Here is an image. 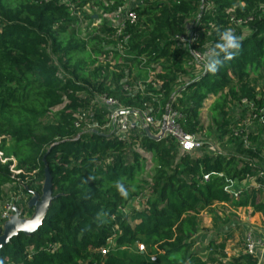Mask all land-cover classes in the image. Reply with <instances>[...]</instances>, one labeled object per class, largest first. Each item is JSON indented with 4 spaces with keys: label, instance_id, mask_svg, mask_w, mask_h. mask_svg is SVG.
<instances>
[{
    "label": "trees",
    "instance_id": "trees-1",
    "mask_svg": "<svg viewBox=\"0 0 264 264\" xmlns=\"http://www.w3.org/2000/svg\"><path fill=\"white\" fill-rule=\"evenodd\" d=\"M68 1L0 0V203L7 185L40 194L45 164L53 197L42 224L0 250V264H259L244 251L227 256L231 234L211 239L205 259L195 245L215 205L252 208L264 220V191L256 189L264 182V128L247 133L241 124L254 115L264 122V0ZM128 7L136 21L125 23L129 56L121 58L102 51L109 44L98 34L114 30L106 16ZM94 17L100 23L91 28ZM82 23H89L83 33ZM229 29L244 36L241 48L206 73L192 53L203 56ZM189 32L196 38L186 47L176 37ZM103 54L106 64L98 61ZM137 83L142 93L130 91ZM98 95L158 115L170 104L181 128L196 135L203 104L213 99L211 125L223 150L183 153L173 139L153 141L137 128L125 138L88 131L86 123L108 121ZM236 105H246L244 117L231 123ZM77 112L84 114L80 126ZM139 138L149 160L132 149ZM229 180L248 182L237 198L224 190ZM29 194L16 204L22 216L32 212L24 209ZM138 198L140 206L130 207Z\"/></svg>",
    "mask_w": 264,
    "mask_h": 264
},
{
    "label": "built area",
    "instance_id": "built-area-1",
    "mask_svg": "<svg viewBox=\"0 0 264 264\" xmlns=\"http://www.w3.org/2000/svg\"><path fill=\"white\" fill-rule=\"evenodd\" d=\"M51 0H40L42 3L50 2ZM62 3L69 4L68 0H62ZM129 8V7H128ZM120 9L117 13H114L112 15L106 16L108 19L110 26H113V31L109 32L108 34H98L99 38L104 40L105 44L107 45L105 49L102 51L107 52L109 54V51L117 53L121 58H127L128 55V49H129V43H130V34L126 33L125 30V23H134L136 21V15L133 11ZM74 14L80 18V12L75 11ZM117 15V17H115ZM121 18H118V17ZM96 20L90 24L91 28H96L97 25L100 23V21L97 19V17H94ZM79 22H81V19H79ZM89 26V23H82L81 24V33H83V30L85 27ZM92 33V32H91ZM94 35H97V32L94 33ZM81 37V34H80ZM196 35L192 32H189L187 36L184 37H176L178 42L186 47L190 46L191 43L195 40ZM193 57L195 58V61L197 64L203 63V56L197 53H192ZM105 56L106 54H103L98 57V61L100 63L106 64L105 62ZM139 62L141 66H145V60L143 58L139 59ZM115 63L113 61L108 62L109 68H113ZM157 70V69H156ZM155 70V71H156ZM154 72L151 70V68H148V79L146 80L147 83H150V81L154 77ZM159 82L154 83V86H159ZM144 86L142 84H135L134 88L130 90L132 93L137 92H143ZM173 100V98H172ZM96 104L101 109H106L108 111L107 116V123L103 126L96 125L93 122L86 123V130L88 131H97L98 133L100 131H104L107 134H115L118 137L125 138L127 134L132 131L133 129L137 128L138 130H141L143 132L144 127H148L150 129V132L152 135H157L160 133L161 129L164 128V134L163 138L169 137L173 139L178 147L179 150L183 153H192L195 150H197L201 145L200 142L197 140L196 134L194 133H188L184 131L180 124V115L172 110L170 104L166 106L165 111L162 115L152 114L150 111H133L132 114H121L122 111H129V109H124L122 105L112 98H109L105 95H98L96 97ZM245 103V102H243ZM140 113L138 115L137 113ZM261 113L264 114V108L262 109ZM74 118L77 119L76 125L80 126L79 121H81L84 118V114L77 112L74 114ZM257 122L256 124L262 125L264 128V122L261 123V119H257L256 115L250 116L247 119H245L241 124L246 129L247 133H252L253 129L251 127L252 122ZM260 123V124H259ZM144 133V132H143ZM247 145V142H246ZM142 140L134 139L132 144V149L135 153L142 155L144 158L149 160V155L143 153L142 151ZM216 154H219L220 152L216 151L213 152ZM19 173V172H16ZM260 177L264 178V173L259 174ZM204 181H208V176H204ZM256 189H260L264 191V182L262 184L256 185ZM227 194L231 195L234 198H237L240 194V189L237 188V183L235 181L229 180L228 185L224 189ZM25 195L22 194L21 191H19V194H15L14 196H11L5 203H3L2 209L0 211V223L3 224L9 216L12 214V208L16 206L18 202L21 200H24ZM262 237L260 239H257L252 232H248L245 234L243 238V251L251 256H254L258 259L259 264L264 261V225L262 226ZM138 250L140 252L144 251V247L142 245H138ZM106 250H102L101 254L105 255Z\"/></svg>",
    "mask_w": 264,
    "mask_h": 264
},
{
    "label": "rangeland",
    "instance_id": "rangeland-1",
    "mask_svg": "<svg viewBox=\"0 0 264 264\" xmlns=\"http://www.w3.org/2000/svg\"><path fill=\"white\" fill-rule=\"evenodd\" d=\"M131 8L132 7H129L125 10L127 11ZM83 11L86 14H90L94 10L90 9L89 5H87L83 9ZM115 17H117V15ZM118 18L121 17L119 16ZM191 25L192 20L187 22V28H191ZM212 101L213 99H209L206 100L203 104V109L201 110L200 114L201 131L196 135L197 140L200 142L201 146L194 152L190 153L191 155H201L205 152H221L223 150L221 141L217 138V135H215L218 134V132L211 125L212 121L209 112V106ZM245 108L246 105L234 106L229 114V122L234 123L238 121L239 118L244 117L243 110ZM255 123V121L251 123L253 132L257 127L261 126ZM247 184L248 182L237 184V188L243 189ZM23 190H26V188L22 185L16 191L14 190V186L7 185L4 189L3 201L0 203V211L2 209L3 203H5L11 196L19 194V191H21L22 194L25 195V197L27 194H29L27 191V193L25 191L23 192ZM140 203L141 198L134 199L129 206H140ZM26 205L24 206V209L32 211L31 209H28ZM18 209H23V207H20ZM27 216L28 215H25L23 216V218H29L31 215L29 217ZM263 225L264 220L259 214L254 213L252 208L235 210L229 205H215L213 207V213H207V215L202 219L200 234L196 238L195 251L198 252L200 257L205 259L207 255L206 247L211 239L217 238V234H231L232 238L229 239L226 243L225 253L229 258L237 257L238 254L243 251L242 242L245 234L248 232H252L257 239H260L263 234L261 229ZM224 262L226 264V261Z\"/></svg>",
    "mask_w": 264,
    "mask_h": 264
},
{
    "label": "water",
    "instance_id": "water-1",
    "mask_svg": "<svg viewBox=\"0 0 264 264\" xmlns=\"http://www.w3.org/2000/svg\"><path fill=\"white\" fill-rule=\"evenodd\" d=\"M121 114H132L133 111H122ZM140 115V113H137ZM143 132L147 138L153 141L163 139L164 128L157 135H152L148 127L143 128ZM94 133H98L94 131ZM52 178L48 167L45 164L44 179L42 182L41 193L32 192L27 202V208L32 210L29 218H23V209H18L16 206L12 208V214L2 224L0 229V250L10 242V240L19 233L30 235L40 226L52 202Z\"/></svg>",
    "mask_w": 264,
    "mask_h": 264
},
{
    "label": "clouds",
    "instance_id": "clouds-1",
    "mask_svg": "<svg viewBox=\"0 0 264 264\" xmlns=\"http://www.w3.org/2000/svg\"><path fill=\"white\" fill-rule=\"evenodd\" d=\"M244 36L236 34L233 30H224L218 33V37L214 45H212L203 55V69L206 73H215L224 61L230 60L241 48ZM115 188L119 195L127 198L128 189L125 185L117 181Z\"/></svg>",
    "mask_w": 264,
    "mask_h": 264
},
{
    "label": "crops",
    "instance_id": "crops-1",
    "mask_svg": "<svg viewBox=\"0 0 264 264\" xmlns=\"http://www.w3.org/2000/svg\"><path fill=\"white\" fill-rule=\"evenodd\" d=\"M6 187V186H5ZM225 250H226V248H225Z\"/></svg>",
    "mask_w": 264,
    "mask_h": 264
}]
</instances>
